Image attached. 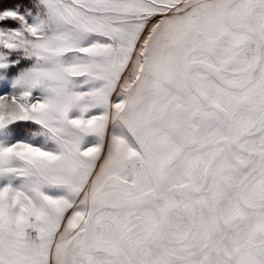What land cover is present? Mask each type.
<instances>
[{
	"label": "snow or ice",
	"instance_id": "6c2138e0",
	"mask_svg": "<svg viewBox=\"0 0 264 264\" xmlns=\"http://www.w3.org/2000/svg\"><path fill=\"white\" fill-rule=\"evenodd\" d=\"M0 264H264V0H0Z\"/></svg>",
	"mask_w": 264,
	"mask_h": 264
}]
</instances>
